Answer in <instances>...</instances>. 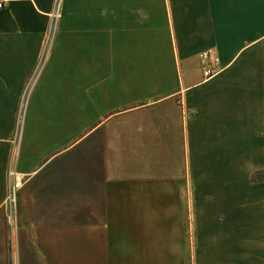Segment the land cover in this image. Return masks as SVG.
Masks as SVG:
<instances>
[{
  "label": "crops",
  "instance_id": "1",
  "mask_svg": "<svg viewBox=\"0 0 264 264\" xmlns=\"http://www.w3.org/2000/svg\"><path fill=\"white\" fill-rule=\"evenodd\" d=\"M0 1V264H264V0Z\"/></svg>",
  "mask_w": 264,
  "mask_h": 264
},
{
  "label": "built area",
  "instance_id": "2",
  "mask_svg": "<svg viewBox=\"0 0 264 264\" xmlns=\"http://www.w3.org/2000/svg\"><path fill=\"white\" fill-rule=\"evenodd\" d=\"M3 7H4V3L0 1V9H2ZM199 58H200L201 65L205 70L206 75L209 77L213 76L217 71L215 68V64L219 62V59L214 55V52L212 50H204L200 53ZM20 117H21V112H19V119L17 121V126L14 131L13 139H12L13 148H12V154H11V165H12L14 155L16 152V147L19 141ZM11 175H12V172L10 171L9 188H8V195H7V203H8L7 208H8V221L12 227L13 225L12 224L13 223V199L15 198L19 184H15V182L12 181Z\"/></svg>",
  "mask_w": 264,
  "mask_h": 264
},
{
  "label": "trees",
  "instance_id": "3",
  "mask_svg": "<svg viewBox=\"0 0 264 264\" xmlns=\"http://www.w3.org/2000/svg\"><path fill=\"white\" fill-rule=\"evenodd\" d=\"M251 179L253 182H264V168L255 172Z\"/></svg>",
  "mask_w": 264,
  "mask_h": 264
}]
</instances>
